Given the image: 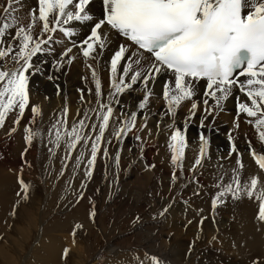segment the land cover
<instances>
[{
  "label": "snow or ice",
  "instance_id": "6c2138e0",
  "mask_svg": "<svg viewBox=\"0 0 264 264\" xmlns=\"http://www.w3.org/2000/svg\"><path fill=\"white\" fill-rule=\"evenodd\" d=\"M92 2L37 0V6L30 9L27 26L20 24L15 16L21 0H8L3 6L8 18L0 23V128L13 111L17 113L13 123L19 125L25 109L30 107L33 116L24 129V139L29 146L34 139L43 141L44 133L32 127L36 116L42 114V109L39 105H30L29 81L32 75L40 71L33 58L45 53L51 54L54 45L62 43L56 35L59 33L69 44L54 62L56 70L74 62L76 55L69 54L73 48H77L95 85L96 105L85 108L83 116L73 120L70 127L69 108L65 106L48 129L47 141L52 145L48 151L54 156L63 145V159L67 161L79 145L81 150L76 156V167L83 161L85 152L90 153L85 166L86 177H91L98 154L102 152L105 159L109 157L107 145L112 143L113 138L121 142L131 132L137 141L142 142L139 132L147 130L149 136L152 134L147 124L148 105L155 95L150 83L154 85L158 77L163 79L162 99L166 108L163 115L172 121L164 127L168 132L167 146L171 153L173 181L178 178L177 170L183 173L187 148L186 129L201 101L204 105L200 122L203 128L204 120L216 109H221L224 101L233 94V89L238 88L250 103L240 102L239 97H236L237 120L241 113L254 118L246 122L254 124L259 139L264 142V0H102V15L99 18L95 17L89 7ZM37 24L40 25V32L34 36L33 29ZM85 24L89 26V33L82 39H75L76 28ZM13 27L15 33L11 35L10 29ZM112 32L120 36L123 42L113 51L108 61L110 90L105 97L102 81L91 61L99 63L104 50L109 46V33ZM9 35L11 39L6 41L5 37ZM9 62L15 66L9 68ZM48 78L52 79L51 76ZM82 79L87 81V77ZM201 81L205 82V86L198 100L195 97ZM87 91L91 95L93 90L89 88ZM129 91L143 92L137 104L140 112L125 113L121 109L118 115H114V105H119V97ZM78 92L80 103L90 104V101H85L84 89H78ZM209 100L212 105H209ZM186 101H190V108L181 128L176 126L175 117ZM138 114L143 116L139 128ZM93 115L95 120H92ZM110 122L112 132L105 140ZM235 127H239L238 123ZM156 129L159 133V120ZM15 131L16 128L12 127L9 134ZM199 140V154L190 169L193 173L198 166H202L209 143L203 132ZM229 141V155L237 154L236 167L231 170L232 177L228 183H223L221 176L215 185L218 191L211 201L213 215L218 204L225 203L229 197L239 200L255 195L259 200L257 219L264 222V186L258 188V176L241 181L245 165L231 135ZM121 150L115 156L117 167ZM249 152L259 169L264 170V154L252 149L250 142ZM147 167L154 168L155 165ZM60 174L63 175V169ZM20 184L25 193L23 199L26 200L30 185L23 179ZM79 199H83V192H80ZM166 211L167 208L160 214ZM90 215L95 217L94 207ZM200 223H203V218ZM81 227L77 224L75 229ZM68 254L69 249L65 248L63 256L67 257ZM152 259L154 264H160L157 258ZM253 264H259V261L254 260Z\"/></svg>",
  "mask_w": 264,
  "mask_h": 264
},
{
  "label": "bare ground",
  "instance_id": "6f19581e",
  "mask_svg": "<svg viewBox=\"0 0 264 264\" xmlns=\"http://www.w3.org/2000/svg\"><path fill=\"white\" fill-rule=\"evenodd\" d=\"M7 2L8 0H5L4 3L2 2V0H0V23H2L4 19L8 18L6 17L4 10H3V6H5ZM36 6H37V0H21V4L19 5V11L15 12V16L19 14L25 17H22L21 22L19 20L17 21L19 23H23L25 21L29 22L30 9L35 8ZM89 7L91 8L95 17L97 18L101 17L102 0H93V2L89 5ZM89 30L90 29L87 24L83 25L82 27H77L76 28L77 36L75 37V39L78 40V39H82L86 37V35L89 33ZM10 33L11 35H14L15 27L10 29ZM37 34L39 33L33 32L34 36ZM56 35L58 38H61L62 43L54 45V51L51 54L45 53V54L38 55L37 57L33 58V62L39 65L40 69H42V72H44V74L42 75L38 71L30 77V81H29L30 105L36 104V105H39L42 109V114L39 116H36L35 123L32 125V127L34 129L39 128L44 133L43 141H41L40 139H34L32 145L29 146L24 139V133H25L24 129L26 126L29 125V122L32 120V116H33V114L30 111V107H29L25 109L23 117L20 119L19 125H15L13 121H11L10 127H5V124H4V126L0 128V142L7 141L8 140L7 138H14V140H12L13 141V145L11 146L12 149H17L19 153H21L23 151V147L28 148L29 150L28 149L27 150L29 151V153L38 158L36 160V165L34 166L35 168L37 167L42 168L41 170H44V171H48V169L51 168L52 170L56 172L59 171V176H60L62 168H64V165L67 162L63 159L65 156L64 147L63 145H61L60 149L56 151V154L54 156H52L49 153L48 149L52 147V145L48 144V141H47L48 129L50 128L51 124L55 121V119L60 115V113L62 112L65 106L69 108L68 125L70 127L73 120H79L80 117L83 116L85 108L95 107L96 96H95V85L92 82L91 74L89 70L85 67L84 59L79 54V50L77 48H73L72 53L69 54V55H76V59L74 60V62L71 65L65 64L63 67L60 68L59 71L56 70L54 66V62L59 59V53L63 50V48L68 46L69 44V41L63 38L62 35H60L59 33H57ZM109 37H110L109 46L104 50L103 56L100 58L99 63H96L95 61H91L94 67H96L97 72L102 81L103 93L105 97L107 96V93L110 90L108 61L110 60V56L113 53V51L117 48V46L120 43L123 42V39L117 34H115L114 32L109 33ZM5 40L7 41L9 39L8 38L6 39L5 37ZM16 43H18V41H16ZM14 66L15 65L12 62L8 63L9 68H12ZM49 76H51L52 79H49L48 78ZM82 77H87V81L82 79ZM162 82H163V79L158 77L154 85L150 83V87L153 88V91L155 93V95L150 99V102L148 105L149 111H148L147 124H148V128L151 129L152 134L149 136L147 134V130L139 132V135L143 138L142 142L137 141L134 137V134L131 132L127 135L126 138H123V140L120 143H114V138H113L112 143L107 145V148H110L113 159L116 156V152L122 149V145H124L123 147H125L128 150V154H130L128 156H130L131 157L130 160H132L131 163L129 164V168L131 170L141 168L145 172L143 179L139 178L138 181H140L141 179V181H143L145 184L152 185L154 189L155 188L164 189L163 190L165 191L164 193L167 194L165 195V199H168V201L170 198L169 196L174 194V192H176V196L178 195L181 197L182 195L187 196L186 194L188 193L190 194L191 190H189L190 189L189 187H194L198 185L204 187L203 193L200 194V196L206 195L205 199L199 200L198 198L200 196L195 198L197 202L196 204L197 208L202 207L204 210L206 208H204L205 206L202 205L203 201L206 200L208 204L211 203L212 201L211 198H213L215 196V193L218 191V189L215 187L217 181L220 179L221 176H223V183L225 184L228 183L232 177L231 170L236 167L237 154L231 153V155H229L231 151V142L229 141V135H231L232 141L235 143L238 152L241 153V159L245 165L242 175H241V181L243 182L244 180H247L251 176H258L260 180V185H258V188L260 186H264V170L259 169L258 165L255 163V160L253 159V157L250 155V152H249V142H250L253 144V145L251 144L252 149H254L259 154H264V146H263L264 142H262L259 139L257 130L254 127V124L246 122L249 119L254 120V118H248L246 117L245 114L241 113L239 116V119L237 120L236 97H239L240 102L250 103V101L247 100L246 96L243 93L239 92L238 88L233 89V94L229 96V98L226 101H224L221 109H216L215 111H213L212 115H209L207 119L204 120L203 128H201L200 122H201V117L203 115L204 105L201 101L199 108L196 111L195 116L190 121H188V127L186 129L187 148L185 150V157L183 160V173H180V171L177 170L176 174L178 178L175 181L172 180L173 165L170 163L171 153L167 146L168 132L165 131V127H164L166 123H171L172 121L170 117L163 115V113L166 111V108H165V101L162 99ZM204 86H205V82L201 81L200 85L198 86L199 92L197 94V97H195V99H198V100L200 99L201 94L204 90ZM89 88L93 90L91 95H89L87 91V89ZM78 89H84L85 101L86 102L90 101V104L85 103L82 105L80 103V93L78 92ZM142 96H143L142 91H129L123 94L122 96H120L119 105H114V115H118L121 109H123L125 113L131 112V111H137L139 113L140 110L137 108V104H138L139 99ZM209 105H212L211 100H209ZM189 108H190V101H186L182 103L175 117L176 126L183 128L184 123H185V118L189 112ZM78 109H79V115H77ZM16 114L17 113L14 111L13 116L15 118H16ZM28 119H31V120H28ZM92 120H95L94 115L92 116ZM158 120L160 121V132L159 133H157V129H156V124ZM142 121H143V116L138 114L137 128H139V125L142 123ZM224 123L226 126H228L226 129L223 128ZM237 123L239 125L238 128L235 127ZM12 127H15L16 131L9 134V130ZM90 127H91V124L89 123V128ZM227 130L231 131L232 133L231 132L228 133ZM111 132H112V123L110 122L109 129L105 133V140L109 138V136L111 135ZM201 132L204 133L209 143H208V148L206 151L205 158L202 160V166H198L195 173H193L190 171V169L197 155L199 154V149H200L199 136ZM221 133H224L226 137L221 135ZM130 142H132L134 146L129 145L128 143ZM89 147H90V144H89ZM153 148H155V151L157 152L155 156H151L152 154H154ZM80 150H81L80 146L78 145L77 148L73 151L71 159H69L68 160L69 162H67L68 164L67 168L71 169L68 172V181L66 182L64 181L61 183L59 182V184L56 186L57 188L59 185L63 186L65 184L67 188H66V192L64 193L62 192L64 196L71 195L72 197H74L76 194L75 190L77 188L80 190L81 188V184L79 183V181L81 182L82 176H80L79 179H75V176H78L80 170L84 169V165H86L87 159L90 153L86 151L83 161L81 162L79 167H76V156L79 154ZM121 151H123V149ZM121 151H120V159L124 158V162H125V155L122 154ZM226 157H228V159H226ZM161 161H162V164L160 163ZM10 164L11 163H9V165ZM152 164L155 165L154 168L147 167L148 165H152ZM12 171L9 170V172H4V173L0 172V239L9 243L5 245L0 244V259H4L3 262L5 264H64L63 251L66 247V246L64 247V245L68 244L67 238L69 237V235H71V233L73 234V230L75 229V226L77 224L79 225L84 224V220L86 221L85 219L86 214L83 212V210H80V208L79 210L73 209L71 212H69L67 216L66 214L65 216L63 214L65 219L69 217V220H68L69 222L64 219L65 221L57 224L55 228L53 226L51 228L50 226L52 230L53 228H54V231L59 230L61 234L53 233L55 238H53V236L52 238L50 236H49L50 238H47V236L45 235L46 232H43V230L41 231L39 230L37 233H35L36 234L35 243L29 249H26L27 240H29L28 238L34 233V230H35L33 229L34 226L36 225V227H41V226L44 227L45 225V223L42 220L43 219L42 216L45 215L44 214L45 207L46 208L48 207V209L53 207L52 209H54V207L58 206L57 202H60V201L53 200L52 195L53 194L56 195L59 188H61V186L57 190H54V187L49 189L50 191L52 190L51 195H50V193L48 192L46 188V185L48 184L49 181H52V184H53L54 179L53 178L47 179L48 177L47 173L45 174V178H43L42 180L38 176L37 178L40 182L36 187L33 184L27 183L30 185V188L27 193L28 198L25 200L23 199L25 193L22 190L20 180L17 178L18 173L17 171L16 173L15 171L14 172ZM20 177H22V175ZM129 177H131V175L127 176V178ZM23 178H25L24 175H23ZM41 183L43 184L44 187H42ZM86 183H87L86 180H84L83 184L85 185ZM140 185H142V183ZM124 186H125V182L122 181L121 185L117 188L121 187L122 189ZM39 188H41V191H42V193L40 194L38 192ZM143 188H146V187L144 186ZM161 192L162 191H160V193ZM120 193H122V190L120 191ZM142 194L140 196H142ZM48 196L50 197L48 198ZM178 196L176 197V199L178 198ZM87 197L85 196V198ZM137 197H139V195ZM148 200L146 198V201ZM45 201H47V204L45 203ZM131 201H132V198H131ZM165 201L166 200L164 199L163 201L161 200L155 201V211L156 212L158 209H160L159 207H162V204L166 203ZM170 201H172V199H170ZM177 202L178 201H176L175 204H177ZM43 205H44V210H42ZM152 205L154 204H151V206ZM187 205H188V202H187ZM221 205H223V207L225 205L226 210L229 212V216L227 215L228 218L230 217L231 213L236 210L232 215V217H235L236 219L235 222L231 224L229 223V225H232V227H234L233 230L237 229L239 231V228L241 227L245 228L247 226L246 224L245 225L240 224V222L244 223V220L249 224L248 225L249 228H247L245 231H244V228H241L243 232L245 233L244 235L242 234L239 235L240 232H238L237 234V231L236 232L232 230H231L232 232H230L229 230L227 231V229L230 226L227 224L228 222H226L225 220L219 226L217 227L213 226L214 228L211 227L213 229V232L211 231L209 233L208 238H212L213 235H215V238H217V240H215L214 243L218 245L214 246V248L208 253V257L207 255L204 257L205 264H222V263L252 264L254 260H250L246 263V259L241 254L242 252L241 245H244L245 247H247L246 248L247 251L243 250L245 253H247L246 255L247 258H249L250 254L254 255V253H256V251H258L259 247L262 245L263 247L261 250H264V222H260V221L257 222L258 219L256 217L259 211V200L256 199L255 195L252 198H248L245 196L244 198L239 199V200H233L231 197H229L227 201ZM175 207L176 206H174V208ZM59 208H61V206ZM75 208H78V207H75ZM13 210H15V215H13ZM59 210L57 209L55 214L52 216L51 220L53 219V221H55V219H57L58 217L60 218L62 213H65ZM145 211L146 210H144V212ZM181 211L178 212L177 210H175L176 213H174L173 215L175 214L178 215V213H180L181 215ZM205 213L209 214L208 208L205 211ZM195 214H196L195 211L194 212L190 211L188 213V218L192 219V217ZM7 215L13 217L14 223L7 222L9 218V216ZM210 217H209V220H212V218ZM195 218L200 219V213ZM167 219L168 218H166V221ZM175 219H179V218L177 217ZM179 220L180 222L179 221L178 222L181 224V226L184 227V223H186L187 219L184 220L185 221L184 223L181 221V219ZM213 220H215L214 216H213ZM163 221H165V219ZM166 221H165V224H166ZM236 221H238L239 223H237ZM142 222L139 226L137 225L136 227L143 228L144 230V231L142 230L143 233L145 232L147 233L146 226L143 227ZM145 222L150 223L151 221L150 222L145 221ZM255 222L257 223L255 224V226H253ZM155 223H158V221L156 220ZM179 223H177V221L176 223L172 222L173 224L172 227L175 230L180 231L182 228L179 226ZM194 225H196V223H194L193 226ZM160 226L155 225V228L156 227L158 228ZM209 226L211 225L209 224L208 227ZM82 229H83V226L79 229H75V233L80 232V230L82 233ZM218 229H222V230L218 232ZM7 230L9 232H12L13 234L12 235L6 234ZM187 230H188V235L189 234L194 235V233H192V227L190 225ZM67 232H71V233L68 234ZM160 232L163 233L164 231H160ZM160 232H159V235H160ZM66 233L68 234V237L66 236L67 235ZM204 234H207V228H205ZM176 238H177V233H174L172 235L171 240L174 241ZM247 238H249V243L244 244L243 240ZM198 239L199 238H197V240ZM157 240H158V237L155 231L154 236L146 237L142 239L143 242H141L142 244L141 246H143L145 243L152 245V243L155 241V249L153 250V252L155 256L157 257V259L159 260L160 264L161 263L166 264L167 262H161V261H163V258L171 259L170 254L173 257V259L167 260L170 264H185L183 260L180 261L179 258L181 257L178 256L177 251L176 252L174 250L173 252H171V250L169 252L164 251L160 244L158 243L156 244ZM208 240L212 241L213 239H208ZM39 242H41V244H39ZM177 245L181 246L182 244L179 243ZM115 246L116 247H112V248L105 247L102 251L100 250L101 253L95 252L94 255L92 254V256L90 257L88 264H110L112 262L116 264H154V261L153 259H151V256L144 252H137L135 257H130L129 255H127L130 258L135 259V260L130 259V262H128L129 260L126 261L125 257L123 260H121V262H118L117 260H113L114 257H117L115 251L125 250L128 247V246H125V247L120 246V243H118V246L117 244ZM5 247L7 248V250H5ZM75 247L77 248L76 245ZM87 249L88 248H86V250ZM143 250L151 251V249H143ZM231 253H233L236 256L235 257L236 259H233V258L229 259L227 257L228 256L227 254L231 255ZM238 256H240L239 260L237 259ZM77 257L78 259L76 258L77 260L74 261V264H83V261L87 259L85 256H77ZM215 259H220L223 261L220 263L218 260H215ZM261 261L263 262L261 264H264V261L263 260ZM190 264H192V261H190Z\"/></svg>",
  "mask_w": 264,
  "mask_h": 264
},
{
  "label": "rangeland",
  "instance_id": "374dc122",
  "mask_svg": "<svg viewBox=\"0 0 264 264\" xmlns=\"http://www.w3.org/2000/svg\"><path fill=\"white\" fill-rule=\"evenodd\" d=\"M2 2L4 3L5 0H2ZM22 17H25V16H23V15L21 16L19 14L16 16L17 20H19L20 22L22 20ZM28 23H29L28 21H25V22L20 23V24L27 26ZM37 25L38 26H35V28L33 29V32L39 33L40 32V26H39V24H37ZM7 38L11 39V35L6 36V39ZM39 73H41L42 75L44 74V72H42V69H40ZM13 113H14V111L9 113V115L7 117V121H5V127H10L11 121L15 120ZM236 115H237V113H236ZM28 120H31V119H28ZM233 124H235V123H233ZM227 127L228 126H226L224 123L223 128L226 129ZM227 132L230 133L231 131L227 130ZM219 134H220V132H219ZM221 135L226 137V135H224V133H221ZM24 136H25V133H24ZM7 139H8L7 141H1L0 142V146H1L0 147V172L1 173L9 172V170H11V171L14 170L15 173L17 171V173H18L17 178L19 180H21V179L25 180L26 179L24 181L25 183L33 184L35 187L40 182L37 177L39 176L40 179L42 180L43 178H45V174L47 173V175H48L47 179H51V178L54 179L53 184H52V181H49L48 184L46 185V188H47L48 192L50 193V195H51L52 190L50 191L49 189L54 187V190H57L61 186V185H59L56 188V186L59 184V182L61 183L64 181L65 182L68 181V172L71 170L70 168H67V165H68L67 162H69L68 160L65 164L66 167L64 165V168H62L63 169V175L60 174V176H59V171L56 172V171L52 170L51 168L48 169V171L41 170L42 168H38V167H37L38 168L37 169L34 166L36 165V160L38 158L35 157L34 155H31L28 151L29 149L26 147H23V151L21 153H19V151L17 149H12L11 148V146L13 145L12 140H14V138H7ZM8 142H9V144H8ZM114 143H120V142H118L114 139ZM128 144L131 146L132 145L134 146V144L132 142H130ZM250 144H252V143H250ZM123 146L124 145H122L123 151H121V153L125 155V162H124V158L120 159L118 167L116 165L115 158L113 159V157H112V153L110 151V148H108V153L110 152L109 157L107 159H105L102 155V152H101V154H98L97 160L95 163V167L92 171V175L90 178L85 176V166L86 165H84V169L80 170L79 175L75 176V179H79L80 176H82L81 182L79 181V183L81 185L83 184L84 180H86L87 183L85 185L83 184L84 187L83 188L81 187L80 190L78 188L75 190L76 194L74 197H72L71 195L70 196H68V195L64 196V194H62V192L63 193L66 192L67 187L65 186V184L63 186H61V188H59L56 195L55 194L52 195L53 200H55V201L58 200L60 202H57L58 206L54 207V209H52L53 207H51L49 209H48V207L47 208L45 207L44 214L46 216L45 215L42 216V218H43L42 220L45 223V225H44V227L43 226L36 227V225L34 226V228H33V229H35L34 233L28 238L29 240H27L26 249H29L35 243V237H36L35 233H37L39 230L40 231L43 230V232H46L45 235L47 236V238H50V237L52 238V236H53V238H55L53 233L54 234H61V232L59 230L54 231V228L56 227V225L59 224L60 222L62 223L65 220H67V221L69 220V217L67 219H65V217H64L65 214L67 216L69 214V212H71L73 209L79 210V208H80V210H83V212L86 214V218H85L86 221L84 220V224L82 225L83 226L82 233L80 230V232H78L79 234L75 233V236H73V234L71 232H67L68 234L71 233V235H69V237H68V234L66 233L67 234L66 236L68 237L67 238L68 244H65L64 247L66 246L65 248L69 249V254L67 255V257L63 256L64 264H74V261L78 259L77 256H85L87 259L85 261H83V264L84 263L88 264V261H89L90 257L92 256V254L94 255L95 252L101 253V251L105 247H109V248L116 247L115 245L117 244V246H118V243H120V246H123V247L128 246L125 250L115 251L117 257H114L113 260H117L118 262H121V260H123L124 257H125L126 261L129 260L128 262H130V259L135 260L134 258H130V257H135L137 252H144V253L150 255L151 259L153 257L157 258L153 252V250L155 249V241L152 243V245L148 244V243H145V244L143 243L144 245L141 246L142 245L141 242L144 241V240L142 241V239H144L146 237L154 236L155 231H156V235L158 237L156 244L157 243L160 244L164 251H166V252H169L170 250H171V252H173V250L175 252L177 251L178 256L181 257V258H179L180 261L183 260L185 264H190V261H192V264H205L204 257L206 255L208 257V253L214 248V246L218 245V244L214 243L215 240H217V238H215V235H213L214 238L213 237L208 238L209 233L211 231L213 232L212 228L219 226L224 220L226 222H228L227 223L228 225H229V223L230 224L234 223L236 219H235V217H232V215L236 210L234 212H232L230 217L228 218L227 215L229 216V212L226 210L225 205L223 207V205L218 204V206L215 209V215H213L212 204L211 203L208 204L206 200L203 201V204H202L203 206H205L204 208H206V209L203 210L202 207H200V208L198 207L199 208L198 209L196 206L197 202H196L195 198L199 197L200 194H202L203 190H204V187L199 186V185L194 186V187H189L190 188L189 190H191V191H190V194L189 193L186 194L188 197L185 195H182L181 197L177 195L178 198L176 199V197H177L176 192H174L176 197L174 196V194H172L169 196L170 198L168 201V199H165V195H167V194L164 193L165 192V191H163L164 189H162V188H155L154 189L152 185L145 184L143 181H141V179H143L144 173H145L143 169L138 168V169H132L131 170L129 168V164L131 163L132 160H130L131 157L128 156V155H130V154H128V150ZM263 146H264V144H263ZM154 147H155V145H154ZM26 149H28V150H26ZM153 152H154V154H152L151 156H155V154L157 153L155 151V148H153ZM226 159H228V157H226ZM9 163H11V164L9 165ZM160 163L162 164V161ZM100 164H101V166H100ZM122 164H123V166H122ZM121 170H123V171H121ZM14 171H12V172H14ZM145 171H147V170H145ZM21 175H22V177H20ZM23 175L25 178H23ZM130 175H131V177L127 178V176H130ZM114 177H115V179H114ZM119 178H121V179H119ZM139 178H141L140 181H138ZM122 181L125 182V186L122 189H121V187L117 188L121 185ZM136 182H137V184H136ZM92 183L94 186L92 185ZM141 183H142V185H140ZM142 186L143 187L145 186L146 188H143ZM42 187H44L43 184H42ZM126 188H128V189H126ZM139 188L141 190H143L144 192L141 191ZM152 188H153V190H152ZM121 190H122V193H120ZM80 191L83 192V199H79ZM90 191H92V192H90ZM160 191H162L163 193L162 192L160 193ZM38 192H39V194L42 193L41 188H39ZM151 192L153 193L154 196L152 195ZM196 192H198L199 194L198 195L194 194ZM86 193H87V195H86ZM156 193H157V195H156ZM120 194H121V196H120ZM141 194H142V196H140ZM147 194L150 196H148ZM138 195H139V197H137ZM160 195L161 196L163 195V196L161 197ZM85 196L86 197L89 196V197L85 198ZM131 196H133V197H131ZM49 197L50 196H48V198ZM144 197H146L147 200L148 199L149 200L146 201V198H144ZM155 197L156 198L158 197V198L156 199ZM205 197H206V195H201L198 199L203 200V199H205ZM131 198H132V201H131ZM133 198H135V199H133ZM163 199L166 200L165 202L167 204L164 202L165 204H162V207H159L160 209H158L156 212L155 211V201H158V200L163 201ZM170 199H172V201H170ZM176 201H178L179 204H178V202H177V204H175ZM140 202H141V204H140ZM187 202H188V205H187ZM45 203L47 204V201H45ZM46 204H44V205H46ZM83 204H85V205H83ZM151 204H154V205L151 206ZM44 205L42 207L43 208L42 210H44ZM60 206H61V208H59ZM174 206H176V207L174 208ZM75 207H78V208H75ZM93 207L95 209V217L94 218L90 215L91 211L93 210ZM165 208H167V211L164 212L163 215H161L160 213ZM186 208H187V210H186ZM207 208H208L209 214L205 213ZM57 209L58 210L60 209L59 211H62L65 213H62L60 218L58 217L57 219H55V221H53V219L51 220V218L55 214ZM173 209L177 210L178 212H180L182 210L181 215H180V213H178V215L177 214L173 215L174 213H176L175 210H173ZM144 210H146V211L144 212ZM189 210L191 212L195 211L196 216L200 213V219L195 218L196 217L195 215L192 217V219H189L188 218V213L190 212ZM219 213H221V214H219ZM63 214H64V216H63ZM182 214H183V216H182ZM7 216H9V215H7ZM204 216L207 218H205ZM213 216L215 217V220H213ZM174 217L175 218L178 217L179 219H181V221L183 223L185 222L184 220L187 219L186 223H184V227L181 226V224L179 223L180 220L175 219ZM209 217L212 218V220H209ZM9 218H8L7 222L12 223L14 221L13 217L9 216ZM38 218H39V216H38ZM150 218L153 219L154 221L151 220ZM166 218H168L167 221H166ZM173 218L175 221L173 220ZM201 218H203L202 224L200 223ZM143 219L145 221H149V222L151 221V222L146 223ZM164 219L166 221V224H165V221H163ZM46 220H47V222H46ZM156 220L158 221V223H155ZM51 221L54 223H52ZM171 221L174 223H176V221H177V223H179V226L182 228L181 229L182 232H181V230L180 231L175 230L172 227L173 224ZM189 221H190V223H189ZM194 221H196V222H194ZM258 221L259 220H257V222ZM141 222H142L143 227L146 226L147 233L146 232L143 233V231H144L143 228L136 227L137 225L139 226L141 224ZM236 222L239 223L238 221H236ZM257 222H255L253 224V226H255V224ZM194 223H196V225L193 226ZM148 224L151 226H149ZM207 224L208 225L210 224L211 226L208 227ZM240 224H243V225L246 224L247 225L245 228L241 227V228H244V231L247 228H249V226H248L249 224L245 220H244V223L240 222ZM155 225L156 226L161 225V226L158 228L157 227L155 228ZM189 225L192 227V233H194V235H192V234L188 235L187 229H188ZM226 225H225V227H226ZM50 226H51V228H52V226L54 227L53 230L50 228ZM229 226L230 227L227 229V231L228 230L230 232H232V231L236 232L237 231V234H238V232H240L239 235H241V234L244 235L245 232H243V230L241 228H239V231H238L237 229L233 230L234 227H232V225H229ZM160 228H162L163 230ZM205 228H207V234H204ZM58 229H60V228H58ZM240 229H241V231H240ZM167 230L169 231V233ZM221 230L222 229H218V232H220ZM160 231H164V232L161 233ZM159 232H160V235H159ZM174 233H177V238L174 241H172L171 239H172V235ZM6 234L12 235L13 233L9 232L7 230ZM37 235H39V234H37ZM197 238H199V239L197 240ZM208 239H213V240L209 241ZM89 242H91V243H89ZM110 242H112V243H110ZM76 243H78V244H76ZM176 243L177 244L181 243L182 245L179 246ZM243 243L248 244L249 238L244 239ZM0 244L5 245V244H9V243L0 239ZM39 244H41V242H39ZM75 245L77 246V248L79 250L75 247ZM262 247H263V245L259 247V250L256 251V253H254V255L250 254L249 258H247V256H246L247 253H245L243 251V250H246L247 247H245L244 245H241V250H242L241 254L246 259V263L250 260H258L259 264L263 263L261 261V260L264 261V255H263L264 250H261ZM86 248H88V249L86 250ZM143 249H151V251L143 250ZM5 250H7L6 247H5ZM125 253H126V255H125ZM110 255H112V254H110ZM127 255H129L130 257ZM227 255H228L227 257L229 259L230 258L236 259L235 258L236 256L233 253H231V255L230 254H227ZM170 257H171V259H173L171 254H170ZM239 258H240V256L237 257L238 260H239ZM171 259L170 258L169 259L163 258V261H161V262H167L166 264H170L167 260H171ZM3 260L4 259H0V264H5L3 262ZM215 260H218L220 263L223 261L220 259H215ZM179 262H177V263H179ZM110 264H116V263L112 262ZM222 264H225V263H222ZM242 264H244V263H242Z\"/></svg>",
  "mask_w": 264,
  "mask_h": 264
}]
</instances>
